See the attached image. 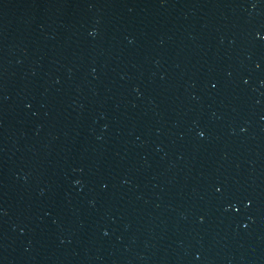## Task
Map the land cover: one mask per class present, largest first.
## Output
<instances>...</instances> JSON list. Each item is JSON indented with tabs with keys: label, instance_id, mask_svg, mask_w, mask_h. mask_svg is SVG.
Returning a JSON list of instances; mask_svg holds the SVG:
<instances>
[{
	"label": "water",
	"instance_id": "95a60500",
	"mask_svg": "<svg viewBox=\"0 0 264 264\" xmlns=\"http://www.w3.org/2000/svg\"><path fill=\"white\" fill-rule=\"evenodd\" d=\"M0 264H264V0H0Z\"/></svg>",
	"mask_w": 264,
	"mask_h": 264
}]
</instances>
